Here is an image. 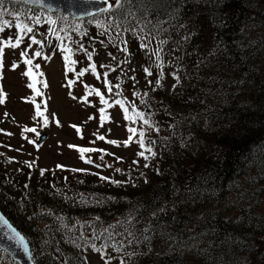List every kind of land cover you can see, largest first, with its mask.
<instances>
[{
	"label": "trees",
	"instance_id": "1",
	"mask_svg": "<svg viewBox=\"0 0 264 264\" xmlns=\"http://www.w3.org/2000/svg\"><path fill=\"white\" fill-rule=\"evenodd\" d=\"M2 7L10 24L34 22L46 38L54 32L50 46L35 45L42 56L57 54L81 71L99 63L108 69L101 75L133 62L152 73L125 89L110 84L114 104L132 92L151 126L143 140L151 152L140 136L133 140L153 163L133 185L94 172L42 175L25 164L13 170L21 187L10 193L5 185L16 179L0 154V210L28 241L34 264H85L87 252L103 261L111 254L116 264H264V0H153L148 27L119 10L75 21L19 0ZM169 13L175 18L160 31ZM11 34L17 29L0 36L1 48ZM19 35L33 46L31 33ZM108 58L114 62H102Z\"/></svg>",
	"mask_w": 264,
	"mask_h": 264
},
{
	"label": "rangeland",
	"instance_id": "2",
	"mask_svg": "<svg viewBox=\"0 0 264 264\" xmlns=\"http://www.w3.org/2000/svg\"><path fill=\"white\" fill-rule=\"evenodd\" d=\"M40 21L44 23L46 20L42 18ZM17 23L22 22L14 20L12 26L0 32V36L6 35L12 28L16 29ZM26 27L33 29L30 38L40 41L45 46L51 45L54 32L46 38L41 36L43 27L34 25V22L33 25ZM37 33L41 40L35 37ZM11 35L9 42H13L17 36ZM32 44L29 49L24 47V43L16 48L3 47L4 66L0 68V91L4 93V103L0 104V154L5 158L2 164L3 169L10 174L9 179H16L7 182L5 191L14 193L21 187L17 182L18 176L13 174V170L25 164H29L37 174L43 170L44 175L48 176H51V173L59 175V171L60 174L94 172L96 175L121 181L128 186L141 180L142 175L148 172L153 163L149 166L145 154L138 155L143 150L133 140L140 136L141 132L150 134L151 126L144 123L146 119L132 104L131 100L136 102L135 99H130L133 93H124L127 100L122 101V108L120 104H114L116 97L112 91H108L105 80L108 85L120 83L125 89V82L136 78L139 79L137 83L149 79L150 75L146 76L145 70L138 62H133L127 68H121L116 74L107 75L105 73L101 75V71L108 70L102 67L101 71L96 69L95 74L90 72V65L99 66V63L91 62L83 67L84 70L87 69L83 76L74 75L72 71L78 72L81 69L67 66L57 54L35 56L37 43ZM52 44L55 46L56 42ZM45 49L50 52L55 51L53 47L52 49L45 47ZM22 51H26V57L20 55ZM66 55L70 53L64 52L63 57ZM71 55H73L71 60L76 61L73 65L77 66L79 62L75 54ZM25 59H31L32 64H25ZM108 61L114 62L110 58L102 62L109 63ZM13 64L17 65L16 69L12 68ZM37 64L40 65L38 69L35 67ZM28 68H32L33 77L23 75ZM69 68L71 71L68 70ZM29 83H34L35 89L39 90L41 95H36L33 89L28 88ZM170 83L165 81L169 86ZM45 84L47 87L44 86ZM97 90L100 91V96L96 95ZM101 97L107 104L101 102ZM37 105L43 113L42 116L36 115ZM101 108L105 110L103 114L100 112ZM102 115L107 119L102 121ZM126 116L128 119L125 118ZM26 128H35L36 132L25 131ZM133 128L136 129V133L129 131ZM42 134H46L47 138L38 144ZM100 136H103L104 140H100L98 138ZM129 137L132 139L129 140ZM108 141H116V143L110 144ZM70 145L73 147H69ZM80 148L102 151L81 153L78 150ZM86 160H90L91 163H86ZM145 164L148 166L145 167ZM3 169L1 168L0 171L4 172ZM73 169L82 171H73ZM116 169L121 171L117 172ZM7 256L1 251L0 264H10ZM107 256L103 261L99 254L87 252V264H116L111 254Z\"/></svg>",
	"mask_w": 264,
	"mask_h": 264
},
{
	"label": "snow or ice",
	"instance_id": "3",
	"mask_svg": "<svg viewBox=\"0 0 264 264\" xmlns=\"http://www.w3.org/2000/svg\"><path fill=\"white\" fill-rule=\"evenodd\" d=\"M73 2H75V0H73ZM104 2L107 4L108 3V0H104ZM4 4H5V0H0V32H3L6 27L12 26L9 21L3 20L4 13L5 12H8V10L6 8H3L2 7ZM152 4H153V0H114L113 3L109 4L108 8L101 9V11L119 10L121 12V14L123 15V18H124L125 21H128L129 19L135 20L137 22V25H141L142 24V25H144V27H148L149 25H151L153 23V21L151 20L150 13L148 12V8L150 6H152ZM137 5H140V7L138 8ZM8 14L9 15H12L13 13L9 12ZM174 18H175L174 14L169 13V19L168 20L158 21L157 23H159V25H160L159 30L160 31H166V29L164 28V25L170 23L171 20L174 19ZM37 23H39V21H37ZM15 27H16L17 32H18L17 36L15 37V43L3 42L4 43V47H11V48L19 47V45L21 43V40H22V37L19 35V32H28V33H31L33 31L32 28H29V27H26V26H22L20 23H17L15 25ZM180 27H185V25L181 24ZM141 30L143 31V28H141ZM32 43H39V42L36 41L35 39H33L32 40ZM161 43H165V41H161ZM141 47H146V45H143L142 44ZM64 51L70 53L71 52V49L65 48ZM158 52H159V49L157 50V53ZM20 55L22 57H26L27 56V53H26V51H22L20 53ZM34 55L35 56H39L40 53L39 52H35ZM2 57H3V48H0V68H2L4 66L3 65ZM88 58L91 59V56L89 55ZM64 59L67 62H69V63H72V64L76 63V61L71 60L70 55H66L64 57ZM24 63L27 64V65H31L32 64V60L31 59H25L24 60ZM35 67L38 69L40 67V65L37 64ZM101 67H103V66H101ZM12 68L13 69H16L17 68V65L16 64H13L12 65ZM90 68H91V71L93 72V74H95L96 73V66L95 65H90ZM68 70L71 71L70 68ZM85 71H87V69L80 71L78 73V75L83 76ZM145 74H146V76L152 75V73L149 72L148 69H145ZM23 75L28 76V77H33L34 76V73L32 71V68H28V70L25 71L23 73ZM40 75H43V74L40 73ZM151 83H152V81H149V84H151ZM160 83H161V81L159 79H157L155 81V84L156 85H160ZM105 84L108 87V91L111 92L112 91V87L110 85H108L107 80H105ZM44 86L47 87V84H45ZM27 87L33 89L35 91V94L36 95H41L40 91L37 90V89H35L34 83H29L27 85ZM116 87H119V86L117 85ZM135 94L136 93H134V95ZM96 95L97 96H100V92L98 90L96 91ZM101 102L102 103H107L106 101L103 100V97H101ZM2 103H4V93L2 91H0V104H2ZM117 103L120 104L121 107L123 108L122 102L117 101ZM36 109H37L36 110V115L37 116H42L43 113L40 111L39 105L36 106ZM104 111L105 110L103 108L100 109V112L102 114L104 113ZM5 115H7V113H5ZM125 118L128 119L127 116ZM90 119H91V117H90ZM105 119H107V117H105L104 115H102L101 116V120L103 121ZM144 123L147 124L148 121L147 120H144ZM25 131H28V132H36V129L35 128H26ZM129 131H131L133 133H136V129H134V128L133 129H129ZM37 135H39V133H37ZM98 138L100 140H104V137L103 136H100ZM144 138H145V134H144V132H141L140 133V147L142 149H145L148 152H151L152 151L151 148H145V144L143 142ZM131 139H132V137H129V140H131ZM29 142H31V141H29ZM108 143L115 144L116 141H108ZM69 147H73V146L70 145ZM78 150L81 153H90V152H94V151H102V150H97V149H93V148H80ZM138 155L139 156H144V151H141L140 153H138ZM153 155H154V153H153ZM81 158L83 159V156ZM145 159H147V157H145ZM85 162L86 163H91L90 160H86ZM134 163H136V161H134ZM147 166L148 165L145 164V167H147ZM58 167H63V166L58 165ZM73 171H82V170L73 169ZM116 171L119 172L121 170L120 169H116ZM41 174L43 175V170H41ZM100 179L107 180L109 178L101 176ZM145 182H147V181H145ZM115 183H119V182H115ZM25 187H27V185H25ZM0 228H7L8 231H9V233H10L9 238L10 239H13V238L17 239V242L18 243L24 245V250L26 252L28 251L27 245L24 244V239L25 238L19 232H17V230L12 225H10L8 223V221L5 218H3L2 216H0ZM145 231L147 232L148 229H146ZM129 235L130 236H134L135 234L134 233H129ZM93 250L94 251H97V252L100 251L94 245H93ZM85 264H87V262H85Z\"/></svg>",
	"mask_w": 264,
	"mask_h": 264
},
{
	"label": "water",
	"instance_id": "4",
	"mask_svg": "<svg viewBox=\"0 0 264 264\" xmlns=\"http://www.w3.org/2000/svg\"><path fill=\"white\" fill-rule=\"evenodd\" d=\"M25 6L46 11L51 14H60L72 20H83L93 17L103 11L107 7L104 0H19ZM1 132V130H0ZM47 138L46 134H42L38 143L41 144ZM261 143L264 144V135ZM0 216L5 218L10 225H12L17 232L22 236L23 234L8 220V218L0 210ZM10 233L7 228H0V250L5 252L10 259L16 264H34L31 256V248L26 240L24 244L27 245L28 251L24 250V245L17 242V239L9 238ZM264 247V243H263ZM54 255L60 260H63L61 252L55 248Z\"/></svg>",
	"mask_w": 264,
	"mask_h": 264
}]
</instances>
